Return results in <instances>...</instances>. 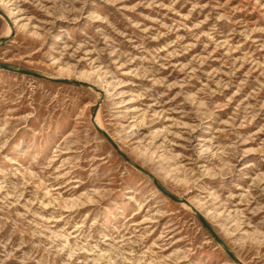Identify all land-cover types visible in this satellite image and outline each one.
Here are the masks:
<instances>
[{
  "label": "rangeland",
  "instance_id": "obj_1",
  "mask_svg": "<svg viewBox=\"0 0 264 264\" xmlns=\"http://www.w3.org/2000/svg\"><path fill=\"white\" fill-rule=\"evenodd\" d=\"M0 264H264V0H0Z\"/></svg>",
  "mask_w": 264,
  "mask_h": 264
}]
</instances>
